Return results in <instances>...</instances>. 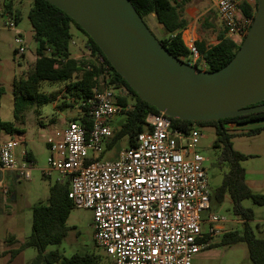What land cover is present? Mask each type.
I'll return each instance as SVG.
<instances>
[{
  "label": "built area",
  "instance_id": "2783aa9c",
  "mask_svg": "<svg viewBox=\"0 0 264 264\" xmlns=\"http://www.w3.org/2000/svg\"><path fill=\"white\" fill-rule=\"evenodd\" d=\"M215 1L227 35L242 38L250 25L238 20L245 0ZM7 18L5 27L16 29L15 15ZM16 34L17 52L23 55L26 39L18 29ZM188 48L197 59L196 44L190 42ZM99 61L104 62L103 57ZM118 95L98 86L88 99L75 102L79 111L86 110L89 126L81 118L70 119L49 137L44 173L49 176L55 170L69 179V198L75 206L93 211L94 238L110 264H192L193 257L208 248L211 240L206 236L222 232L220 224L226 221L214 213L203 216L212 199L206 158L198 149L202 131L196 125L185 131L174 126L169 115L150 112L148 128L137 135L135 145L122 150L116 160L101 161L97 153L113 134L110 122L126 109ZM24 141L17 134L0 147V194L8 193L1 176L5 171L32 176L33 162L29 167L20 164L15 154ZM203 223L209 225L206 232Z\"/></svg>",
  "mask_w": 264,
  "mask_h": 264
},
{
  "label": "trees",
  "instance_id": "16d2710c",
  "mask_svg": "<svg viewBox=\"0 0 264 264\" xmlns=\"http://www.w3.org/2000/svg\"><path fill=\"white\" fill-rule=\"evenodd\" d=\"M187 1L132 0V3L143 20L149 15L155 16L157 22L163 26L166 32V35L159 40L174 56L189 63L190 50L182 37L183 31L189 23L184 13ZM11 7L12 3L9 2L7 8L10 9ZM256 10L257 0L253 5L246 0L243 1L238 14L239 22L250 21L248 27L250 28ZM15 17L17 21L20 20L19 14L16 13ZM29 19L38 44L36 59L28 71L15 77L12 84L15 121H0V129H4L10 134L23 133L16 124L25 122L28 111L34 106L39 107L57 100L56 95L46 94L41 90V84L44 81L67 82L65 99L70 98L73 104L63 101L61 105H57L59 109L66 106L75 107V102L88 99L93 94L95 87H113L119 91L118 102L126 107L122 112L126 121L120 129H113V134L106 141V144L110 146L116 140L128 136L129 146H134L137 135L148 128L146 122L148 113H160V111L140 98L131 85L116 71L95 41L62 9L48 0H33ZM206 23L209 27L214 26V23L210 21V14L201 27H204ZM73 26L87 36L89 55H84L81 58L72 56L70 45L73 40ZM246 34L242 38L236 39L233 35H227L224 29L218 35L219 42L217 44L206 49L203 44L198 43L202 60L206 66L205 69L215 71L229 63L240 48ZM48 48L51 50L50 54L46 53ZM100 56L103 57L104 62L99 61ZM4 92V86L0 85V99ZM260 103H264V101ZM80 118L89 126L90 122L85 109L77 111V117L73 119ZM263 119L264 110L231 118L199 122L173 118V125L185 131L194 125L215 127L216 138L213 146L221 150L220 163H227L229 170L225 173L222 184L211 194V199L222 202L225 196L229 194L233 201L234 212L242 218L244 225L242 232L237 230L225 232L218 245L246 243L253 264H264V238H258L255 235L249 223L253 219V211L243 207L242 202L251 199L255 204L264 205V193L255 192L248 185L246 170L242 165V161L248 156L234 148L233 138L240 134H257L262 129L257 128L245 133H234L227 129L226 124L229 122L245 124ZM25 158L34 161L31 152H26ZM90 161L91 159L87 160V162ZM69 191V179L67 182L65 180L57 181L51 187L48 203H39L33 207L32 232L29 238L19 244L18 247H8V249L0 251V258L9 255L7 264H11L25 248L34 247L37 250V255L33 264H101L99 256L95 254H74L67 257L57 249L48 250L49 246L62 243L70 229L67 220L75 204L69 198ZM209 240L211 237L206 236V241ZM16 242L11 237L8 239L9 245ZM211 246H213L212 241L208 247Z\"/></svg>",
  "mask_w": 264,
  "mask_h": 264
},
{
  "label": "rangeland",
  "instance_id": "374dc122",
  "mask_svg": "<svg viewBox=\"0 0 264 264\" xmlns=\"http://www.w3.org/2000/svg\"><path fill=\"white\" fill-rule=\"evenodd\" d=\"M32 2L33 0H12V7L8 9L9 0H0V67L4 70L18 72L16 76L28 71L35 61L34 57L38 44L29 19ZM188 4L199 8V11L196 12L199 29H204L201 25L208 14H210V21L215 24L217 31L224 29L214 0H190ZM16 13L20 15V20L16 23V29L12 30L5 27L7 16L10 14L16 16ZM144 21L158 39L164 37L163 31L157 26L156 18L149 15L145 17ZM17 29L23 33L26 39V51L20 56V62H17L18 45L15 43ZM72 32L73 41L75 42H71L70 45L71 50L75 48L72 56L81 58L84 52H88L87 36L75 26L72 27ZM236 38L240 39L239 36H236ZM66 84L67 82L65 81L42 82L41 90L46 94L56 95L57 100L50 101L39 107L34 106L26 113L25 122L16 124L19 130L23 132H18L17 134H24L23 136L26 138V142L20 144L15 150L19 163L28 167L30 165V162L21 153L22 150L31 152L34 161L30 179L19 175V171L15 170L5 171L4 173V182L8 193L7 195L0 194V251H4L8 247H18L19 244L29 238L32 232L33 207L39 203H48L51 187L57 181L65 180L67 182V179L63 178L58 171L54 170L49 176L44 173V169L48 167V157L50 155L47 141L54 133L51 127L52 118L63 116L70 120L77 117L74 106H66L63 109H59L58 106L57 108L55 107V104L61 105L63 101L73 104L65 99ZM2 86H4L5 92L0 99V121H15L13 86L10 81H5ZM111 89L117 92V89L113 87ZM125 121V115L120 114L110 122V126L112 129L118 130ZM252 127H261L262 131L254 135L236 136L233 139V144L236 150L248 155L242 165L254 180L252 182L253 189L256 192L264 193V122ZM199 129L202 131V138L198 144V149L206 158L204 164L207 169L209 188L212 194L222 184L224 175L229 170V165L220 163L221 150L213 146L216 138L215 127L202 125L199 126ZM11 138L10 133L0 129V147ZM128 146V136L116 140L110 146L104 143L101 151L97 153L99 160H116L119 158L121 151L128 148ZM89 155H92L91 151ZM242 205L253 211V219L249 223L255 235L258 238H264V205L255 204L251 199L244 200ZM233 207V201L229 194L225 196L222 202L211 201L210 209L203 213V216L207 217L209 213H214L225 217L226 221L220 224L223 227L222 232L211 237L213 246L196 254L193 257L192 264H253L246 243L218 245L225 232L243 231L242 218L235 214ZM67 225L70 229L62 243L51 245L48 250L57 249L67 257L74 254H95L99 256L101 264H110V257L106 250L98 245L94 238L93 211L91 209L74 206L70 211ZM208 229L209 225L203 223L202 230L206 232ZM10 237L17 242L9 245L8 239ZM36 255V248L27 247L11 264H33ZM6 259L0 258V264H7L8 260L6 261Z\"/></svg>",
  "mask_w": 264,
  "mask_h": 264
},
{
  "label": "water",
  "instance_id": "95a60500",
  "mask_svg": "<svg viewBox=\"0 0 264 264\" xmlns=\"http://www.w3.org/2000/svg\"><path fill=\"white\" fill-rule=\"evenodd\" d=\"M48 1L66 12L140 98L160 112L199 122L264 110V0H257L256 15L235 56L215 71L174 56L132 0Z\"/></svg>",
  "mask_w": 264,
  "mask_h": 264
},
{
  "label": "crops",
  "instance_id": "0c3cea01",
  "mask_svg": "<svg viewBox=\"0 0 264 264\" xmlns=\"http://www.w3.org/2000/svg\"><path fill=\"white\" fill-rule=\"evenodd\" d=\"M189 1L190 0H188L187 1V3L185 4V10H184V13H185V16L187 17V19H188V25H187V28L183 31V33H182V37H183V40H184V42H185V44L188 46V44L190 43V42H194L195 44H196V46L198 47V43H201V44H203L204 45V48H209L210 46H212V45H214V44H217L218 42H219V39H218V35H219V33L220 32H223L224 31V29L223 30H219V31H217L216 29H215V24H214V26H212V27H209V25H207V23H206V25L203 27L204 29H206V30H202V29H199V25H198V20H197V18H198V16H196L197 14H196V12L197 11H199V8H197L195 5H191V6H189ZM215 1V0H214ZM247 2H249L250 4H254V2H255V0H246ZM254 1V2H253ZM9 2H11L12 3V0H9ZM13 4V3H12ZM215 6H216V1H215ZM6 11H8L7 9H6ZM11 13V12H10ZM240 13V12H239ZM151 16H153L154 18H155V16L154 15H151ZM206 22V18L203 20V22ZM158 28L159 29H161L162 31H163V33H164V36L166 35V32H165V30H164V28H163V26L161 25V24H159L158 23ZM208 29H210V30H208ZM227 34V33H226ZM235 38H236V36H234ZM240 38V37H239ZM236 39H238V38H236ZM75 49V48H74ZM73 49V50H74ZM73 50H72V52H73ZM198 50H199V48H198ZM85 54H87L86 52H84L83 53V55H85ZM20 56H21V54H19L18 53V55H17V62H20ZM76 58V57H75ZM34 59H36V55H35V57H34ZM194 59H195V57H193V56H189V63H191V64H194ZM195 60H197V62H196V65L198 66V67H200V68H202V69H205L206 68V66H205V64H204V62H203V60H202V56H201V54H200V51H199V56H198V58L197 59H195ZM22 68V67H21ZM18 72H16V71H10V70H4L2 67H0V85H3V83L6 81H10L11 82V84H13V81H14V79H15V77H16V74H17ZM67 100H69V101H72L70 98H67ZM55 107L57 108V104H55ZM74 110L77 112V111H79V109H77L76 107H74ZM71 119H73V118H71ZM68 120H67V118L66 117H63V116H61L60 118H58V117H54V118H52V120H51V122H52V124H51V127H52V129H53V132H55L56 130H58V129H61L62 127H64V125H65V123L67 122ZM260 122H264V119L263 120H256V121H252V122H249V123H245V124H238V123H236V122H229V123H227L226 124V127H227V129L228 130H230V131H232V132H234V133H245V132H247V131H249V130H252V129H257V128H261V127H252L253 125H256V124H259ZM251 127V128H250ZM262 129V128H261ZM262 131V130H261ZM260 133V132H259ZM258 134V133H257ZM14 135H17V133H15V134H11V137H13ZM21 135H24V134H21ZM242 135H245V134H240V135H237V136H242ZM252 135H254V134H252ZM25 137V136H24ZM236 137V136H235ZM234 139V138H233ZM24 142H26V138H25V141ZM48 145V144H47ZM24 150H22L21 151V153L24 155ZM240 152V151H239ZM26 153V152H25ZM242 153V152H241ZM16 154V153H15ZM244 154V153H243ZM246 155V154H245ZM248 156V155H247ZM17 157V156H16ZM24 157H25V155H24ZM248 158V157H247ZM246 158V159H247ZM18 159V158H17ZM245 159V160H246ZM19 161V160H18ZM28 161H30V160H28ZM243 162V161H242ZM244 167V166H243ZM245 168V167H244ZM245 170H246V168H245ZM5 173V172H4ZM4 173L1 175L3 178H4ZM246 181H247V183H248V185L252 188V190H254L253 189V184H252V182L254 181L250 176H249V173L247 172V170H246ZM5 183V182H4ZM255 191V190H254ZM256 192V191H255ZM259 193V192H258ZM243 221V220H242ZM223 228V227H222ZM20 255V254H19ZM19 255L17 256V257H19ZM16 257V258H17ZM2 258H7L6 259V261L8 260L9 261V255H5L4 257H2ZM16 258L14 259V260H16ZM13 260V261H14ZM12 261V262H13ZM8 263V262H7Z\"/></svg>",
  "mask_w": 264,
  "mask_h": 264
}]
</instances>
